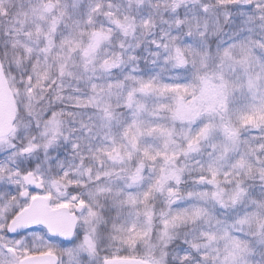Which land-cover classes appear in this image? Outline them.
Here are the masks:
<instances>
[{"label":"snow or ice","instance_id":"snow-or-ice-1","mask_svg":"<svg viewBox=\"0 0 264 264\" xmlns=\"http://www.w3.org/2000/svg\"><path fill=\"white\" fill-rule=\"evenodd\" d=\"M0 264H264V0H0Z\"/></svg>","mask_w":264,"mask_h":264}]
</instances>
